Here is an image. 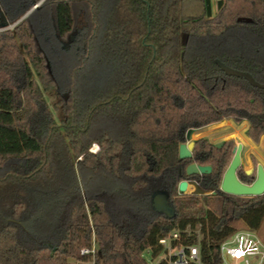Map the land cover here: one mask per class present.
Listing matches in <instances>:
<instances>
[{"label":"trees","instance_id":"16d2710c","mask_svg":"<svg viewBox=\"0 0 264 264\" xmlns=\"http://www.w3.org/2000/svg\"><path fill=\"white\" fill-rule=\"evenodd\" d=\"M215 1L0 0V264H70L93 235L96 264H147L186 227L201 264L238 229L264 242V193L219 188L234 140L178 156L188 128L223 118L264 133V0ZM191 161L214 193H178Z\"/></svg>","mask_w":264,"mask_h":264},{"label":"built area","instance_id":"2783aa9c","mask_svg":"<svg viewBox=\"0 0 264 264\" xmlns=\"http://www.w3.org/2000/svg\"><path fill=\"white\" fill-rule=\"evenodd\" d=\"M183 232L190 234L188 227L183 230L175 228L158 239L162 249L153 256L156 257L154 264H201L198 244L183 242ZM145 250L151 252L149 248ZM219 251L221 260L218 264H260L264 259V242L255 231L238 229L221 241ZM79 252L85 258L78 262L96 264L95 237H92L90 245L82 246Z\"/></svg>","mask_w":264,"mask_h":264},{"label":"water","instance_id":"95a60500","mask_svg":"<svg viewBox=\"0 0 264 264\" xmlns=\"http://www.w3.org/2000/svg\"><path fill=\"white\" fill-rule=\"evenodd\" d=\"M37 6V3L33 7ZM27 13V12H26ZM25 13V14H26ZM24 14V15H25ZM9 21L1 8L0 5V29L9 27ZM191 128L186 132V136L189 137ZM195 141L190 139L187 142H181L178 145V156L180 158H185L191 156V151L193 149ZM241 149L242 142H237L233 148V155L224 170L222 175L220 188L224 192L246 195V194H259L264 191V167L261 163L257 164V175L253 182L250 184L241 182L236 174L237 168L241 164ZM211 170L210 164H201L195 161L189 162L185 167L186 174H193L196 172H208ZM250 170H246L249 172ZM188 181L186 179H181L178 183V189L180 191H185L188 187ZM194 185L193 193H203V190L198 186L196 182H192ZM168 196L163 192H157L153 196V205L155 209L165 212L168 216L173 215L174 207L169 202Z\"/></svg>","mask_w":264,"mask_h":264},{"label":"rangeland","instance_id":"374dc122","mask_svg":"<svg viewBox=\"0 0 264 264\" xmlns=\"http://www.w3.org/2000/svg\"><path fill=\"white\" fill-rule=\"evenodd\" d=\"M215 2V0H212L214 11L216 10ZM11 26L12 24H10L9 27ZM46 97L49 101L50 106L52 107L53 102L58 98V94H56L54 91H50L46 93ZM244 120L245 119L235 120L233 117L223 118L219 121L211 122L194 129L190 135V138H196L198 136L205 135L209 140L220 141L229 138V135L233 134L235 137L233 138V140L236 144L239 141L242 142L241 138L244 137ZM254 142L257 144V148L254 149V152H249L250 150L248 146L246 144L243 145L241 149L242 163L240 165V168L248 167L252 162L264 163V140L262 137H260L258 141ZM97 149L98 144L96 142H93L90 146V150L95 151ZM192 187L193 186L190 185L186 189V192L191 191ZM92 237H95V235H93ZM142 255L146 259L147 264H154L156 257L153 258L151 252L145 250ZM68 261L70 262V264L78 263V260L76 258H71ZM48 262L49 260L45 259L42 264H49Z\"/></svg>","mask_w":264,"mask_h":264},{"label":"flooded vegetation","instance_id":"af4514ba","mask_svg":"<svg viewBox=\"0 0 264 264\" xmlns=\"http://www.w3.org/2000/svg\"><path fill=\"white\" fill-rule=\"evenodd\" d=\"M204 126V125H203ZM199 127H201V126H199ZM196 128H198V127H194V128H191V132H190V135H191V133L193 132V130L194 129H196ZM189 129V128H188ZM187 129V130H188ZM187 132V131H186ZM185 138H186V140L185 141H182V142H187V141H189L190 139H193L194 141H196L197 139H199V138H205V139H207V141L208 142H210V143H213V144H215L216 146H218V147H221L222 145H223V142H224V140H226V139H224V140H220V141H212V140H209L208 138H207V136H205V135H202V136H198V137H196V138H190V136L189 137H187L186 136V133H185ZM229 138H232V137H229ZM229 138H227V139H229ZM233 139V138H232ZM181 143V142H180ZM195 144V143H194ZM191 153H192V151H191ZM232 155H233V149H232ZM232 157V156H231ZM231 159V158H230ZM230 161V160H229ZM196 162V161H195ZM198 163V162H197ZM229 163V162H228ZM241 163H242V161H241ZM258 163H260V162H252L248 167H245V168H241V169H243L244 170V172L246 173V175H247V178L248 179H243V178H241V176L239 175V173H237V171H236V174H237V177H238V179L241 181V182H243V183H247V184H250L251 182H253L254 181V179L256 178V175H257V164ZM206 164H209V163H206ZM262 164V163H261ZM211 165V164H210ZM241 165V164H240ZM240 165H239V167L237 168V170L240 168ZM263 165V167H264V164H262ZM186 167V166H185ZM211 169H212V166H211ZM250 170L249 172H246V170ZM211 171V170H210ZM209 172V171H208ZM186 173V172H185ZM196 173H199V174H202L203 172H196ZM194 174L195 173H193V174H187V175H193V177H187V178H182V179H186L189 183H188V187L191 185V186H193L192 187V189H191V191H189V192H186V190L185 191H180L179 189H178V193H182V192H184V193H191V194H205V193H214L215 192V190L214 189H211V190H205L202 186H201V178L200 177H196V176H194ZM221 179H222V177H221ZM192 182H196L197 184H198V186L203 190V193H193L192 191H193V189H194V185L192 184ZM220 183H221V180H220ZM187 187V188H188ZM219 188H220V184H219ZM221 189V188H220ZM264 193V191L263 192H261V193H259V194H246V195H248V196H254V195H260V194H263ZM169 198V197H168ZM169 200V202H170V199H168Z\"/></svg>","mask_w":264,"mask_h":264},{"label":"crops","instance_id":"0c3cea01","mask_svg":"<svg viewBox=\"0 0 264 264\" xmlns=\"http://www.w3.org/2000/svg\"><path fill=\"white\" fill-rule=\"evenodd\" d=\"M243 123H244V137L241 138L242 147H243L244 144H246L248 146L249 150H250L249 152H254V149L257 148V144L247 135V133H245V131H246L247 127H248V121L244 120ZM229 137L235 138L233 134H230ZM260 137H262L263 140H264V133ZM257 152H258V149H257Z\"/></svg>","mask_w":264,"mask_h":264}]
</instances>
